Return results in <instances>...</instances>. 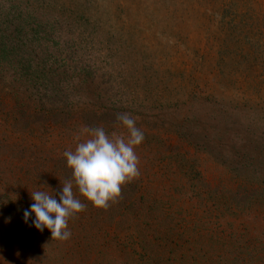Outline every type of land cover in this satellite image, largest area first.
<instances>
[{
  "label": "rangeland",
  "instance_id": "374dc122",
  "mask_svg": "<svg viewBox=\"0 0 264 264\" xmlns=\"http://www.w3.org/2000/svg\"><path fill=\"white\" fill-rule=\"evenodd\" d=\"M121 113L139 176L107 208L74 186L68 240L25 222ZM30 262L264 264V0H0V264Z\"/></svg>",
  "mask_w": 264,
  "mask_h": 264
},
{
  "label": "clouds",
  "instance_id": "9594fccd",
  "mask_svg": "<svg viewBox=\"0 0 264 264\" xmlns=\"http://www.w3.org/2000/svg\"><path fill=\"white\" fill-rule=\"evenodd\" d=\"M116 120L123 131L109 133L103 126L80 129L74 137L75 149L63 153L72 176L61 184L59 202L52 190L30 191L34 203L24 211L25 222L34 214L33 224L38 230L47 228L52 239L68 240L69 218L86 208L74 194V186L95 207L107 208L120 196L122 185L139 176L135 148L143 142L144 133L130 113L117 114Z\"/></svg>",
  "mask_w": 264,
  "mask_h": 264
}]
</instances>
